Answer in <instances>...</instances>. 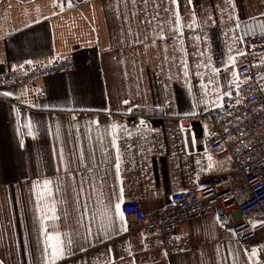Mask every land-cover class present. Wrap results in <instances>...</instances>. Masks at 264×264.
Instances as JSON below:
<instances>
[{
    "label": "crops",
    "instance_id": "1",
    "mask_svg": "<svg viewBox=\"0 0 264 264\" xmlns=\"http://www.w3.org/2000/svg\"><path fill=\"white\" fill-rule=\"evenodd\" d=\"M260 18L264 0H0V70L75 66L0 90V264H264V235L240 244L211 214L182 223L189 249L165 255L122 213L195 189L207 126L178 120L233 93L239 23ZM134 107L164 116L142 126Z\"/></svg>",
    "mask_w": 264,
    "mask_h": 264
},
{
    "label": "built area",
    "instance_id": "2",
    "mask_svg": "<svg viewBox=\"0 0 264 264\" xmlns=\"http://www.w3.org/2000/svg\"><path fill=\"white\" fill-rule=\"evenodd\" d=\"M239 30L242 50L233 93L203 113L178 120L184 131L194 123L207 126L204 144L210 165L197 173L195 189L172 193L164 207L149 214L135 202L122 207L127 231L137 232L148 252L188 250L189 238L177 228L204 214L213 215L240 244L264 235V18L242 21ZM74 70L68 55L12 66L0 70V90L33 87L42 78ZM129 115L146 126L163 117L164 110L134 107Z\"/></svg>",
    "mask_w": 264,
    "mask_h": 264
},
{
    "label": "snow or ice",
    "instance_id": "3",
    "mask_svg": "<svg viewBox=\"0 0 264 264\" xmlns=\"http://www.w3.org/2000/svg\"><path fill=\"white\" fill-rule=\"evenodd\" d=\"M29 135H32L31 130L29 131ZM113 148H116V143L113 146ZM61 152H63V149L61 150ZM61 159H63V156H61ZM119 166H120V156H119V150L117 149V155H116V169H117V171H116V178H117V181H119V178H120ZM121 199H122V197H121ZM115 207H118L121 210V203H119V202L116 203L115 204ZM121 227L122 228L124 227V222L123 221H121Z\"/></svg>",
    "mask_w": 264,
    "mask_h": 264
}]
</instances>
